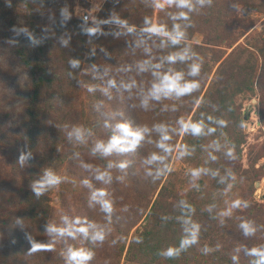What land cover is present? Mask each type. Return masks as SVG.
<instances>
[{
    "label": "trees",
    "instance_id": "1",
    "mask_svg": "<svg viewBox=\"0 0 264 264\" xmlns=\"http://www.w3.org/2000/svg\"><path fill=\"white\" fill-rule=\"evenodd\" d=\"M62 1L0 0V43L14 33L15 20L4 13L10 5L30 46L11 49L29 80L20 126L14 135L0 128V155L21 160L15 171L23 172L15 199H0V264H99L92 230L82 249L70 240L56 256L48 243L54 201L79 194L86 156L116 169L144 197L116 232V264H264V206L255 195L264 148L255 157L250 150L248 168L242 165L252 111L245 105L257 102L264 129V32L247 36L264 0H188L186 7L106 0L94 25L69 18ZM86 70L92 93L81 99ZM176 74L196 87L155 98L154 86ZM193 124L198 134L185 127ZM120 125L142 135L134 148ZM99 135L106 147L121 141L112 157L93 145ZM49 174L59 182L49 183Z\"/></svg>",
    "mask_w": 264,
    "mask_h": 264
},
{
    "label": "rangeland",
    "instance_id": "2",
    "mask_svg": "<svg viewBox=\"0 0 264 264\" xmlns=\"http://www.w3.org/2000/svg\"><path fill=\"white\" fill-rule=\"evenodd\" d=\"M59 2L62 0H58ZM106 0H63L62 6L68 17L78 21H83L84 16H88L90 25L98 23L97 15L99 9ZM158 6L162 7L170 3V0H157ZM8 19L12 16L15 20L14 33L11 41L7 44L0 43V128L6 134L14 135L21 123L24 107L29 98V80L27 73L17 66L11 56V49L15 46L30 50V46L25 39V25L22 18L11 8L10 5L4 11ZM2 9L0 8V28L4 25ZM254 25L248 35L264 32V12L253 15ZM3 31L0 30V35ZM243 43V40L241 41ZM87 71L81 79V99L92 93L89 90L90 78ZM257 102L252 101V108L248 119L244 123V132L247 136V143L242 147V165L248 168V156L251 150L253 157L260 155L264 148V129L260 127L258 114H256ZM108 111L114 114L118 111V103L115 99L110 100L107 106ZM104 135H99L93 140V145L104 151L106 147ZM117 152L113 148L107 152L108 157H112ZM11 154V152H10ZM21 161V160H20ZM14 160V164L5 160L4 155H0V199H15L17 196L16 188L21 185L22 171H15L20 164ZM181 161L176 153L173 157L172 167L174 170L180 165ZM128 165H134L132 157L127 159ZM83 168L87 180L82 186L79 194L65 202L55 199L56 217L51 232L48 235V243L54 249V253L62 254L63 250L69 251L70 240L82 249L84 231L92 230L102 236L97 239L101 244L98 251L99 264H116V259L112 251L113 241L117 239L118 230H122L128 224L133 212L141 203V199L136 192L133 194L131 188H138L127 182L124 176L116 169H104L90 156L83 159ZM256 169L262 168L264 171V158L255 166ZM135 165V172H138ZM12 172V174H10ZM186 174V173H185ZM259 187H255V195L258 203L264 206V177L259 182ZM142 187L144 185L142 184ZM144 199V197H141ZM107 205V207H106ZM68 231H67V230ZM97 262V263H98Z\"/></svg>",
    "mask_w": 264,
    "mask_h": 264
},
{
    "label": "clouds",
    "instance_id": "3",
    "mask_svg": "<svg viewBox=\"0 0 264 264\" xmlns=\"http://www.w3.org/2000/svg\"><path fill=\"white\" fill-rule=\"evenodd\" d=\"M179 4L182 7H186V6H188V0H179ZM181 35H182L181 33L177 32L176 35L172 38L173 43H177ZM180 58L183 59V56H181ZM191 72L193 75L197 74L199 72V65L194 64L192 66ZM181 79H182V77L180 74H176L175 76H164L161 83L159 85L154 86L152 95L157 99L159 98L161 93H163L164 95H168L169 93L175 92L177 95H183L186 92L191 91L192 88L196 87L195 84L181 85L179 83V81ZM119 127L121 128V130L124 132V134L126 136H132L133 137V139L129 142L130 148H134L136 146V143L140 139H142V135L140 133L131 132L127 128L126 125H120ZM185 127H191V130L197 134L201 131L200 125H198V124H193L190 126L186 125ZM120 144H121V141L118 138H113V140L109 143V145L107 147H104L103 145H100L99 147H103L104 151L107 153V152H111L113 148H116ZM121 150H128V149H121ZM48 182L49 183H58L59 180H58V178H52L51 174H49ZM106 207H107V205H106ZM94 238L102 239V236L97 234V236ZM89 258H90V256L87 254H85L84 256H79L76 253L73 254V259L85 260V259H89Z\"/></svg>",
    "mask_w": 264,
    "mask_h": 264
},
{
    "label": "built area",
    "instance_id": "4",
    "mask_svg": "<svg viewBox=\"0 0 264 264\" xmlns=\"http://www.w3.org/2000/svg\"><path fill=\"white\" fill-rule=\"evenodd\" d=\"M83 21H84V22H89L90 20H89L88 16H84V17H83Z\"/></svg>",
    "mask_w": 264,
    "mask_h": 264
},
{
    "label": "water",
    "instance_id": "5",
    "mask_svg": "<svg viewBox=\"0 0 264 264\" xmlns=\"http://www.w3.org/2000/svg\"><path fill=\"white\" fill-rule=\"evenodd\" d=\"M254 102H255V101H254ZM259 185H260L259 183H256L255 187H259Z\"/></svg>",
    "mask_w": 264,
    "mask_h": 264
}]
</instances>
